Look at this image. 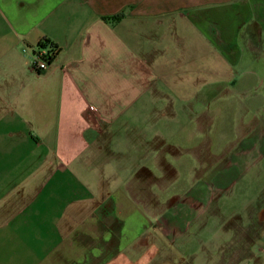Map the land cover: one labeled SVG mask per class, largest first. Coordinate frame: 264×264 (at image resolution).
<instances>
[{
	"label": "crops",
	"instance_id": "1",
	"mask_svg": "<svg viewBox=\"0 0 264 264\" xmlns=\"http://www.w3.org/2000/svg\"><path fill=\"white\" fill-rule=\"evenodd\" d=\"M0 264H264V0H0Z\"/></svg>",
	"mask_w": 264,
	"mask_h": 264
},
{
	"label": "built area",
	"instance_id": "2",
	"mask_svg": "<svg viewBox=\"0 0 264 264\" xmlns=\"http://www.w3.org/2000/svg\"><path fill=\"white\" fill-rule=\"evenodd\" d=\"M54 54L55 52H49V48L47 46H40L38 44L30 52L29 65L34 71L43 72L48 68L50 62L53 60L52 58L54 57Z\"/></svg>",
	"mask_w": 264,
	"mask_h": 264
},
{
	"label": "trees",
	"instance_id": "3",
	"mask_svg": "<svg viewBox=\"0 0 264 264\" xmlns=\"http://www.w3.org/2000/svg\"><path fill=\"white\" fill-rule=\"evenodd\" d=\"M39 45L40 46H47L48 48H49V52H55V54H54V57H55V55H56V53H57V47L54 45V44H52L50 41H48V40H43V41H41V42H39ZM55 50V51H54ZM53 57V58H54ZM52 58V57H51ZM52 58V59H53Z\"/></svg>",
	"mask_w": 264,
	"mask_h": 264
},
{
	"label": "rangeland",
	"instance_id": "4",
	"mask_svg": "<svg viewBox=\"0 0 264 264\" xmlns=\"http://www.w3.org/2000/svg\"><path fill=\"white\" fill-rule=\"evenodd\" d=\"M219 122L223 123L224 120L217 119V124H219Z\"/></svg>",
	"mask_w": 264,
	"mask_h": 264
}]
</instances>
